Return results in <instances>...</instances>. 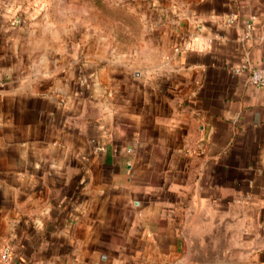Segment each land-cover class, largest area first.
<instances>
[{"label":"crops","instance_id":"0c3cea01","mask_svg":"<svg viewBox=\"0 0 264 264\" xmlns=\"http://www.w3.org/2000/svg\"><path fill=\"white\" fill-rule=\"evenodd\" d=\"M105 1L0 0V264H264V0Z\"/></svg>","mask_w":264,"mask_h":264},{"label":"built area","instance_id":"2783aa9c","mask_svg":"<svg viewBox=\"0 0 264 264\" xmlns=\"http://www.w3.org/2000/svg\"><path fill=\"white\" fill-rule=\"evenodd\" d=\"M249 26V24H248ZM247 65L243 62L240 63L238 66L233 68L234 73H239L241 71L247 70ZM247 82L253 86L259 87V86H264V69L263 68H249L247 71ZM10 249L8 246H4L1 249V258L4 261H8L10 258Z\"/></svg>","mask_w":264,"mask_h":264},{"label":"rangeland","instance_id":"374dc122","mask_svg":"<svg viewBox=\"0 0 264 264\" xmlns=\"http://www.w3.org/2000/svg\"><path fill=\"white\" fill-rule=\"evenodd\" d=\"M85 1L87 2L88 7L96 8L103 15L110 16L120 13V10L117 7L109 5L105 0H85Z\"/></svg>","mask_w":264,"mask_h":264}]
</instances>
